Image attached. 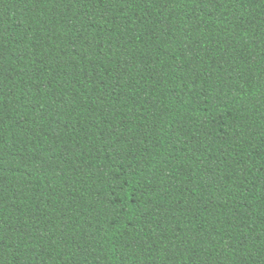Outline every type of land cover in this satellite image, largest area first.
<instances>
[{
	"label": "trees",
	"instance_id": "16d2710c",
	"mask_svg": "<svg viewBox=\"0 0 264 264\" xmlns=\"http://www.w3.org/2000/svg\"><path fill=\"white\" fill-rule=\"evenodd\" d=\"M0 264H264V0H0Z\"/></svg>",
	"mask_w": 264,
	"mask_h": 264
}]
</instances>
